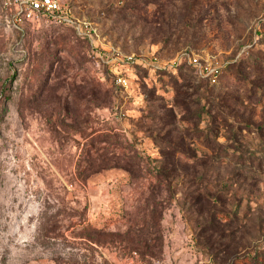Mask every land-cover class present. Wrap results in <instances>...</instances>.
<instances>
[{
	"label": "rangeland",
	"instance_id": "rangeland-1",
	"mask_svg": "<svg viewBox=\"0 0 264 264\" xmlns=\"http://www.w3.org/2000/svg\"><path fill=\"white\" fill-rule=\"evenodd\" d=\"M61 3L0 10V264L264 259V0Z\"/></svg>",
	"mask_w": 264,
	"mask_h": 264
},
{
	"label": "built area",
	"instance_id": "built-area-1",
	"mask_svg": "<svg viewBox=\"0 0 264 264\" xmlns=\"http://www.w3.org/2000/svg\"><path fill=\"white\" fill-rule=\"evenodd\" d=\"M0 10L5 13L7 21L15 28L27 24L33 27L42 24H53L75 26L79 30V26L76 25L70 9L64 6L61 0H0ZM262 19L264 20V15ZM127 60H130V58ZM194 62L196 63V61ZM219 73L220 70H217L213 76L216 78L220 77ZM138 264L148 263L141 262ZM151 264L164 263L160 260H152ZM193 264L207 263L199 260Z\"/></svg>",
	"mask_w": 264,
	"mask_h": 264
},
{
	"label": "trees",
	"instance_id": "trees-1",
	"mask_svg": "<svg viewBox=\"0 0 264 264\" xmlns=\"http://www.w3.org/2000/svg\"><path fill=\"white\" fill-rule=\"evenodd\" d=\"M238 59L240 60V58H238ZM231 65H232V63L229 62L226 66H224L221 69L222 71H221V73H219V76L222 77L224 75V73L229 69V67ZM183 66L185 67L184 63H180V64H177V65L172 66L170 68H162V69H159V70L164 71L166 73H173L174 74L178 70H180V68H182ZM156 70L157 69H155L154 71H156ZM261 151H262V154L264 155V146H262ZM263 158H264V156H263ZM263 158L262 159L261 158L260 159H256L255 160L256 165H254L253 168L256 167V171L259 173L258 176L264 178V159ZM241 160L242 159L239 157V161H241ZM248 164H249V167H250L254 163H252V161L250 159H248ZM165 170L166 169L162 168L159 171H157L159 173V175H157L155 177V179L159 180V178H162ZM137 240L140 243H142L147 248L148 247L150 248L149 241H153V242L157 241V239H149L147 233L145 234V233H142V232H137V233L133 234V240L132 241L136 242ZM261 251H262V254L264 255V249H262ZM249 264H264V259H261L260 256H258V255H254L253 257H251Z\"/></svg>",
	"mask_w": 264,
	"mask_h": 264
}]
</instances>
